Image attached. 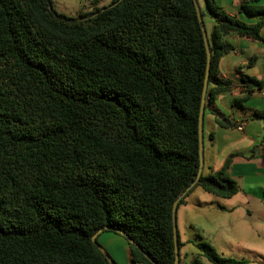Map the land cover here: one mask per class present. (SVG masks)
Segmentation results:
<instances>
[{
	"label": "trees",
	"instance_id": "1",
	"mask_svg": "<svg viewBox=\"0 0 264 264\" xmlns=\"http://www.w3.org/2000/svg\"><path fill=\"white\" fill-rule=\"evenodd\" d=\"M204 1L213 104L233 85L219 77L235 49L228 36L264 41V5L241 0L261 17L248 23ZM207 65L195 0H112L73 18L52 0H0V264H119L92 239L105 231L136 243L134 264H174V204L197 186L221 198L239 192L233 154L197 180ZM241 82L233 105L246 109L264 83ZM196 245L212 264H249Z\"/></svg>",
	"mask_w": 264,
	"mask_h": 264
},
{
	"label": "crops",
	"instance_id": "2",
	"mask_svg": "<svg viewBox=\"0 0 264 264\" xmlns=\"http://www.w3.org/2000/svg\"><path fill=\"white\" fill-rule=\"evenodd\" d=\"M217 2L231 16L248 23H256L261 19L260 16L246 14L242 10L241 0H217ZM259 4L264 5V0H260ZM262 35L264 36V28ZM228 39L235 49L220 59L219 77L231 80L233 85L230 89L218 94L213 104L208 102L207 96L203 118V138L207 123L210 129V146L206 145L204 140L202 174L210 175L222 169L226 159L233 154L229 173L238 182L237 194L245 198L243 201L246 206H250L253 202L260 205L264 204V117L254 116L252 111H264V85L260 90L256 89L244 103L246 109L234 106L233 99L246 90L245 84L241 82L242 76L254 77L264 83V41L237 35H230ZM216 110L230 116L238 126L236 128L220 127L215 121L214 111ZM240 125H242L241 128H239ZM233 197L230 198L232 200L228 206L221 205L219 210L222 212L233 210L237 206ZM188 203L186 198L184 205ZM97 238L117 261L119 248H121L126 253L127 264H129L128 260L133 263L130 256V244L123 235L105 231L100 232Z\"/></svg>",
	"mask_w": 264,
	"mask_h": 264
},
{
	"label": "rangeland",
	"instance_id": "3",
	"mask_svg": "<svg viewBox=\"0 0 264 264\" xmlns=\"http://www.w3.org/2000/svg\"><path fill=\"white\" fill-rule=\"evenodd\" d=\"M197 1L205 14L206 30L211 32L214 20L206 9L205 1ZM111 2L112 0H52V7L56 13L73 18L108 6ZM209 132L206 123L204 140L210 146ZM233 198L237 206L233 210L222 212L219 207L228 206L232 199L216 197L197 186L187 197L189 203L178 208L176 223L182 242L180 264H212L199 255L196 244L200 240H204L226 257L246 259L249 264H264V204L253 202L246 206L242 195L237 194ZM98 243L116 260L99 240ZM119 250V262L116 261L127 264L126 253L121 248ZM128 263L134 264L129 260Z\"/></svg>",
	"mask_w": 264,
	"mask_h": 264
},
{
	"label": "water",
	"instance_id": "4",
	"mask_svg": "<svg viewBox=\"0 0 264 264\" xmlns=\"http://www.w3.org/2000/svg\"><path fill=\"white\" fill-rule=\"evenodd\" d=\"M195 5H196L198 18H199V21H200V24H201V27H202L203 35H204V40H205L206 49H207V58H208L207 73H206V78H205V83H204V89H203V95H202V104H201V111H200V120H199L200 169H199V173H198V177H197V180H198L200 178V176L202 175L203 164H204L203 118H204L206 99H207V96H208L211 51H210V47H209L206 27H205L203 18L201 16V11H200L199 5H198L196 0H195ZM177 208H178V202H176L174 204V208H173L175 256H176L174 264H179V246H178L177 223H176V211H177ZM97 235L98 234H95L93 236V238H92L94 243H97ZM123 236H125V235L123 234ZM129 242H131L133 244H136L132 239H129ZM99 247H100L101 251L104 253V255L109 260H112L110 254L102 246L99 245Z\"/></svg>",
	"mask_w": 264,
	"mask_h": 264
},
{
	"label": "built area",
	"instance_id": "5",
	"mask_svg": "<svg viewBox=\"0 0 264 264\" xmlns=\"http://www.w3.org/2000/svg\"><path fill=\"white\" fill-rule=\"evenodd\" d=\"M241 127H242V125L239 126V128H241Z\"/></svg>",
	"mask_w": 264,
	"mask_h": 264
}]
</instances>
